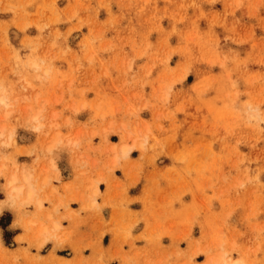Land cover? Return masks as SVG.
<instances>
[{"label":"rangeland","instance_id":"obj_1","mask_svg":"<svg viewBox=\"0 0 264 264\" xmlns=\"http://www.w3.org/2000/svg\"><path fill=\"white\" fill-rule=\"evenodd\" d=\"M0 97V264H264V0H0Z\"/></svg>","mask_w":264,"mask_h":264},{"label":"bare ground","instance_id":"obj_2","mask_svg":"<svg viewBox=\"0 0 264 264\" xmlns=\"http://www.w3.org/2000/svg\"><path fill=\"white\" fill-rule=\"evenodd\" d=\"M0 102L1 104L3 103L4 105L7 104L6 100L3 97H0ZM131 148L132 146H128L127 144H122L119 148L120 149L119 155H123V156L129 155ZM8 185H9V192L7 191L8 200H10L11 202L15 203V201L17 202L21 201L22 203L23 202L28 203L33 200V195L35 193L33 188V182L26 169H23L22 173H13L12 176L9 177Z\"/></svg>","mask_w":264,"mask_h":264}]
</instances>
